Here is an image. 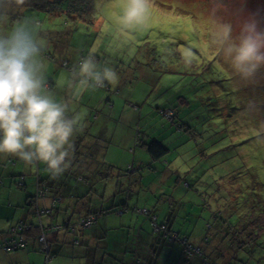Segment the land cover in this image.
<instances>
[{"label":"rangeland","instance_id":"374dc122","mask_svg":"<svg viewBox=\"0 0 264 264\" xmlns=\"http://www.w3.org/2000/svg\"><path fill=\"white\" fill-rule=\"evenodd\" d=\"M128 3L90 0L82 7L87 19L29 7L16 14L0 8V37L10 38L20 27L30 32L39 49L35 59L43 65L41 94L66 106V119L79 118L71 140L78 142L75 135L83 127L89 131L102 115L97 93L104 91L116 101L118 133L113 144L99 143L101 154L93 157V169L89 171L78 167L89 147L84 143L75 146L71 167L58 178L63 186L84 185L80 179H85L86 185L90 182L89 188L96 186L102 195L106 192L107 199L89 193L84 203L93 200V209H109V197L115 193L123 196L135 187L133 195L138 198V189L146 182L141 197L147 189V209L160 214L159 203L167 207L168 198L169 202H178L175 227L183 235H193L194 243L208 237L210 244H204L209 252L212 246L217 248L214 239L219 231L228 232L232 225L244 224L249 206L257 215L263 214L264 62L246 74L236 66L235 46L247 35L249 24L254 23L264 34V0H147L143 20L125 23ZM19 14V21L12 19ZM85 60L94 63L96 71L111 69L116 73L115 84L104 80L110 92L97 88L91 78L78 91L83 79L79 68ZM159 108L173 109L185 131H175ZM132 130L143 135L141 143L137 146L134 141L126 148ZM93 133L97 135L96 127ZM96 135L87 137L86 142L95 141ZM155 139L170 149L169 155L154 160L147 153V166L134 176L131 173L137 168L133 149L143 151V145ZM41 170L43 177H51L45 165ZM97 175L106 176L96 183ZM137 176L141 180L136 181ZM6 187L0 189V203L4 205L10 202L3 197ZM11 190H17L16 186ZM107 211L106 216L113 218L114 213ZM21 218L15 220L10 213L0 212V241L10 235L11 226ZM46 220L48 217H44ZM99 220L102 225L103 218ZM165 243L164 252L157 258L159 264H188L183 244ZM220 248L225 249V245ZM6 254L14 253L0 250V257ZM212 259L217 261L215 256ZM244 260L234 259L229 264H250ZM191 262L200 264L197 258Z\"/></svg>","mask_w":264,"mask_h":264},{"label":"crops","instance_id":"0c3cea01","mask_svg":"<svg viewBox=\"0 0 264 264\" xmlns=\"http://www.w3.org/2000/svg\"><path fill=\"white\" fill-rule=\"evenodd\" d=\"M103 82L105 86L110 88V85L106 81ZM46 86L49 88V84ZM107 91L110 92L111 89ZM96 99L99 102L102 115H99L98 119L94 120L95 122L93 125L91 124L89 131L88 128L84 131L83 127L80 134L77 136L75 135V139L76 137L79 138L78 142L72 140L74 147L79 143H84L89 147V153L78 162V167L80 169L88 171L93 169L95 160L93 157L98 158L101 154L99 143L103 144L104 142L108 144V146H111L118 133L115 127L118 125L115 124V121L118 120V115L116 114V101L111 99L108 94L105 96L104 91H102V93H97ZM118 101L120 105L123 103V100ZM142 119L141 112L139 114V120L142 121ZM95 127L97 128V135L93 133ZM87 132H89V134H87ZM137 133L134 132V130L130 132V136H128L130 140L126 148H129L128 146L130 145L128 144L136 141ZM92 134L96 135L95 141L91 140L89 143L86 142L87 137ZM158 141L162 142L161 140ZM143 147V151L139 148L133 149L135 155L133 163L137 168L135 172L131 173L134 174V176L141 167L147 166V153L154 158L151 153L147 151V148L145 146ZM124 151L127 153V150ZM91 154L92 157H90V159L88 156H91ZM17 158L20 160L19 157ZM14 159L15 158L11 155L0 154L1 187L4 185L7 186L6 189L3 190V197L6 198L5 200L10 201L9 204L6 203V205L0 203L1 213H10V216L15 218V220L17 216L22 215V220L20 221H25L26 223L40 228L37 222L29 221L35 220V217L32 214L34 210L28 205V201L36 192L37 181L41 180L45 181L50 186L49 196L42 202V205L52 207L50 196L58 195L62 197L61 203L54 208L53 216L48 218L49 220H46V222L43 221L46 225L63 222L76 223L79 222L80 219L91 214H97L102 210H110L114 213V217L109 218L106 216L108 215L107 211V214L98 218L96 224L91 229L83 231L80 237V245L78 246L73 243L74 236L67 232L62 231L57 234L48 235V242L50 243L53 255L52 264H159L157 258L164 252L166 243L162 237L154 234L152 224L147 216L137 214L133 211L135 208L147 209V189H145L144 197H141L143 193L141 187H146V182L139 187L138 193L140 196L138 198L133 195L135 187H130L123 196L115 193L112 197H109V209L105 207L93 209V200L89 203H84L86 202L85 199H89V193H94L98 199L102 198L103 201H106V192L102 195L99 189L95 190L96 186L94 188H89L88 184H90V182L86 185L85 179H80L84 185H70L69 189H67L63 186L62 180L59 181L51 177H43L41 173V167H43V165L39 162L36 164L37 168L36 166L33 168L32 165L26 166L25 162L22 160L15 161ZM78 167L75 166L74 168ZM21 176L25 178L23 186H19L18 184ZM105 176L106 175H97L95 182L97 183L103 180ZM134 176L131 178L133 179ZM138 180H141L140 176L136 177V181ZM14 186H16L17 189L15 191L11 190ZM106 186L108 187V185ZM120 189L122 190L121 187ZM67 193L69 194L66 195ZM165 201L167 202V207L163 202L158 204L160 207V214L154 209L151 211L157 216L159 223H170V225H172V230L183 233L182 230L180 231L175 227V222L179 218L176 213L178 202L174 200L169 202V198ZM88 204H90L89 207ZM82 207L86 208V210L84 211ZM121 211L125 212L122 213ZM104 216L106 217L104 218ZM161 217L164 219L160 220ZM102 218L104 222L101 225L99 219ZM15 225L11 226V229ZM32 228L30 236L28 235L31 239L29 246L9 256H7V254L3 255L4 257H0V264H44L45 254L41 251V246L36 239L37 235L40 233V229H35L34 226ZM93 229H95L94 232H91ZM195 232L194 230V235L196 234ZM197 235L196 238L201 239V235ZM191 239H193V235H191ZM60 257H62V260H59ZM190 264H192V262H190Z\"/></svg>","mask_w":264,"mask_h":264},{"label":"clouds","instance_id":"9594fccd","mask_svg":"<svg viewBox=\"0 0 264 264\" xmlns=\"http://www.w3.org/2000/svg\"><path fill=\"white\" fill-rule=\"evenodd\" d=\"M23 4L25 0H16ZM147 0H129L123 21L143 20ZM264 34L254 23L247 26V35L235 46V63L246 74L254 72L264 62ZM39 49L25 28H17L10 38L0 37V154L19 157L26 166L36 162L46 166L53 179H58L71 167L74 152L72 136L77 119L65 118V107L42 95L43 65L35 59ZM79 87L88 78L103 84H115L116 73L85 60L79 68ZM72 150V151H70ZM148 210V209H147Z\"/></svg>","mask_w":264,"mask_h":264},{"label":"trees","instance_id":"16d2710c","mask_svg":"<svg viewBox=\"0 0 264 264\" xmlns=\"http://www.w3.org/2000/svg\"><path fill=\"white\" fill-rule=\"evenodd\" d=\"M88 3H90V0H53V1L25 0L23 4H18L16 0H0V8H3L2 9L3 11L4 10L6 11L7 9H9V11H12L14 12V14H16L17 10L24 9L25 7H29L37 12L42 11V12H48L50 14H55V15L59 13H62V14L67 13L69 17L73 19H77V17L79 18L82 17L84 19H87L88 16L82 13V7L85 4L87 5ZM74 15L77 17H75ZM12 19L19 21L21 19V15L20 14L15 15L13 16ZM48 57L50 58L49 54H48ZM95 84L97 87H99L97 82ZM99 88H102V89L104 88L106 91L110 89L108 88V86H105L104 82H103V86ZM135 109H137V106H135ZM159 109H160V114H161V110H173V109H163V108H159ZM173 112L175 113L174 110ZM169 122L174 126L175 131H177L178 133L182 134L183 133L182 131H185V129L182 127L181 129L178 128L179 122L177 121L176 113H175V119ZM141 137L142 136L140 132H138L137 137H136L137 146H139V143H141ZM143 146H145L147 148V151L151 153V155L154 157L153 158L154 160L163 159L164 157L169 155V152H170V149L165 144H163L162 142L156 139L151 141L148 144L147 143L144 144ZM23 183L24 182H20V179H19V183H18L19 186H23ZM40 183L45 184L46 188L44 189L45 190L47 189L45 196L42 197L41 199L38 198L37 196L38 195V192H37L38 185H36V192L28 201V205L31 207L32 210H34L32 214L35 217L36 222L40 225V228L35 225L26 223L25 221H19L13 228L21 227V232H19V234H22L23 236H25L26 239L29 241V244L31 241V239L29 238L30 232L32 231L33 229L32 227L34 226L35 229H38V228L40 229L39 235L43 233L42 230H47V229H51V232L48 235L57 234L62 231L67 232L68 234L74 236V239H73L74 245L76 246L80 245V237H81L82 232L85 230H89L91 228L84 229L79 233H71L70 228L73 226H76L83 218L80 219V221L76 223L63 222V223H52L49 225L44 224L43 222L44 217L50 218L53 216L54 210H55L54 208L59 203H61L62 197L58 195L50 196L51 201H52V207H47V206L42 205V202H44L49 196L50 186L45 181H42V180ZM186 185L188 186V184ZM1 186H2V181L0 180V188ZM248 208L249 209L247 211V214L249 215L244 217L245 218L243 219L244 224L242 222V223H237L238 225L236 226L232 225L231 227H229L228 232L225 229H223L224 231H221V232L219 231L218 233L219 236L214 239V242H217V248L213 249L212 248L213 246H212L209 252L206 251L207 247H205V244H204V243L210 244L208 237H205L204 239H202V241L200 240L199 243H196V242L194 243L193 241H191L190 235L188 234L183 235L180 232L172 230L171 228L172 225H170V223H159L157 220V216L151 210H148L151 213L145 216H147V218L150 220L154 234L162 237L164 241H171V242L178 241L180 242V244H183V240L186 239V244H183L184 245L183 256L186 259L190 260L187 262L188 264H190L193 258H197V260L200 261V264H229L230 261H233L234 259H236L237 261L241 260L242 262H244L245 261L244 259H246L247 260L246 262L250 264H264V208H263V212H261L263 213L262 215H257L255 210L250 209V206ZM141 210L143 211L147 209L135 208L133 211L137 214H140L139 212ZM102 212L104 213L103 215L107 214L106 210H102ZM250 212H253V213H250ZM152 216L156 217V221L158 225L160 226L164 225L167 227L166 228L167 230L165 233L161 234V233L155 232ZM11 230H10L9 236H14V234L11 235L12 234ZM173 232L178 234L179 236L178 240H172L171 236ZM45 233L47 235L48 232H45ZM39 235H37L36 237L37 241H38ZM9 236L7 235L6 237L8 238ZM6 237H4V239ZM3 240H1L0 243H2ZM76 240L79 241L78 244H76L75 242ZM186 245H191L195 249L198 248L200 252L198 253V255L189 254L186 251ZM223 245H225V249L220 248ZM24 249H19L14 252H7V251L6 252L15 253V252H18ZM0 250L4 251L3 249H0ZM41 251L45 254V261H46V253L42 249ZM49 254L52 256V260H53L52 249L50 247V243H49ZM213 256L217 258V261L212 259ZM50 264H52V262Z\"/></svg>","mask_w":264,"mask_h":264},{"label":"built area","instance_id":"2783aa9c","mask_svg":"<svg viewBox=\"0 0 264 264\" xmlns=\"http://www.w3.org/2000/svg\"><path fill=\"white\" fill-rule=\"evenodd\" d=\"M98 86L101 87L103 86V84L98 83ZM161 114L163 115V117L166 120L169 121H173V119H175V113L173 112V110H161ZM178 128L181 129V125L178 124ZM25 178L21 177L20 178V182H24ZM41 181L37 182V192H38V198L41 199L42 197L45 196L47 189L45 190V184L40 183ZM140 214L143 215H149L151 212L148 210H141L139 212ZM104 213L101 211L97 214H91L90 216L83 218L76 226H73L70 228L71 233H79L84 229H89L92 228L99 217H101ZM153 217V226H154V230L156 233H165L166 232V226L162 225H158L157 221H156V217ZM59 229V228H58ZM20 230V231H19ZM57 230V229H55ZM19 232H21V227H17V228H13L11 230V235L14 234V236H9L8 238L6 237L2 243H0V249H3L4 251L7 252H14L16 250L19 249H24L28 246L29 241L26 239L25 236H23L22 234H19ZM43 233H41L39 235L38 238V243L41 245V249L46 253V261L44 264H50L52 262V256L49 254V242H48V234L51 232V229H47V230H42ZM45 232H48L47 235ZM172 240H178L179 236L178 234H176L175 232H173L172 234ZM76 244L79 243L78 240L75 241ZM183 244H186V239L183 240ZM186 251L189 254H193V255H198V253L200 252L199 249H195L193 248L191 245H186Z\"/></svg>","mask_w":264,"mask_h":264}]
</instances>
